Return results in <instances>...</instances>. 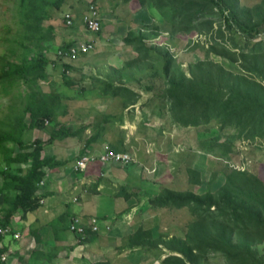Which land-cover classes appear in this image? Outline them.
<instances>
[{
	"label": "rangeland",
	"instance_id": "1",
	"mask_svg": "<svg viewBox=\"0 0 264 264\" xmlns=\"http://www.w3.org/2000/svg\"><path fill=\"white\" fill-rule=\"evenodd\" d=\"M262 1L230 0L242 7H254ZM90 5L98 12L97 31H88L82 20ZM261 10L241 11L237 20L258 30L259 47L264 52V4ZM66 13L71 16L70 24L65 21ZM229 15L214 0H0V55L10 66L16 63L13 69L18 70L10 85L0 84V119L16 129L12 141L0 146V214L11 209L17 195L2 171L25 174L30 167L14 161L18 151L26 149L18 141L31 143L51 133L69 134L68 128L78 130L79 137L85 139V128L93 123L113 128L115 118L125 113L123 102L127 100H138L139 111L129 108L128 119L140 130V139L148 140L147 134H152L151 127L155 126L148 121L145 126L139 117L144 113L161 114L158 111L169 101L168 75H188L194 63L206 60L235 73H245L238 62L214 52L225 49L238 55L240 51L259 49L255 41L247 40L234 26L226 24L225 17ZM90 40L94 47L87 53L74 58L58 53ZM39 59L43 61L40 66ZM165 67L169 69L167 76ZM135 92L139 93L137 97ZM107 94L120 96L112 99ZM142 96L144 99H140ZM120 98L122 102H118ZM111 101L115 105L108 110L105 104ZM145 106L148 110L141 109ZM19 116L25 124L21 132ZM2 127L8 129L7 125ZM236 130L234 126L220 128L216 118L192 126L184 144L192 167L199 163L196 154L207 153L206 161H201V172L190 173L191 184L186 182V172H177L174 181L165 178L167 182L161 181L157 188L151 185L152 178L130 181L133 186L128 185V190L109 189L111 202L98 197L101 206L92 213L106 220L109 229L88 233L83 239L69 232L71 217L65 212L58 211L49 218L34 207L23 218L22 209L17 208L10 227L19 232V238L3 240L6 250L2 254L6 259L1 260L2 264H263L264 222L251 230L259 242L251 250L230 256L212 242L209 244L206 237L209 231L215 232L210 224L215 221L229 222L237 231L241 225L230 221L231 209L221 213L207 203L166 199L163 192L169 189L217 195L233 170L247 171L264 183V135L249 139V148H243L238 146L241 141L234 134ZM180 138L182 132H176L171 139ZM118 139L116 133L115 141ZM186 156L185 153V161ZM95 190L92 187L88 194ZM119 191L141 197L125 202ZM69 195H76H72V188ZM74 197L68 203L80 201L79 196ZM88 206L94 207L95 203L90 201ZM73 216L85 221L92 217ZM139 229L149 231L153 240L149 245L130 247L129 238Z\"/></svg>",
	"mask_w": 264,
	"mask_h": 264
},
{
	"label": "trees",
	"instance_id": "2",
	"mask_svg": "<svg viewBox=\"0 0 264 264\" xmlns=\"http://www.w3.org/2000/svg\"><path fill=\"white\" fill-rule=\"evenodd\" d=\"M214 2L222 10L229 11L230 15L225 17L226 24L234 26L247 40L255 41L259 49L240 51L238 55L225 49H214L215 53L238 62L245 73H235L211 60L194 63L188 75L182 73L177 76L175 72L168 75L169 69L165 67V74L170 76L171 82L167 91L171 115L174 121L185 126L204 125L211 118H216L220 128L225 126L237 128L238 138L249 140L262 137L264 135V52L259 47L258 30L249 29L243 21L237 20V16L241 11H262L264 0L254 7H242L237 3H231L230 0H214ZM5 60L4 55H0V84L10 85V81L18 76V70L13 69L17 64L10 66ZM38 62L39 66L43 63L40 59ZM18 120L21 132L25 124L22 123V117L19 116ZM3 125H7L8 129H3ZM36 125L42 127L43 124L36 123ZM15 131L11 123L0 119V146L7 140L12 141L11 136L16 133ZM18 142L32 149L17 153L14 161H29L30 168L26 174H13L9 169L2 171V176L5 180H9L17 191L11 209L6 214H0V226L3 227L11 224V216L17 208L22 209V217L25 218L28 211L39 205L36 190L44 176L42 167L46 162V159L40 158L41 140L35 139L31 143ZM192 171L196 172L195 174L199 172L194 169L188 170L189 178ZM163 192L166 199L187 198L198 204L207 203L208 206H215L221 213L227 208L231 209L230 221L241 225L237 231L229 226V222L215 221L210 223L215 232L209 231L206 237L209 244L212 242L225 254L231 256L232 253L239 254L243 250H251L252 246L259 242V238H255L251 230L255 224L264 222V183L255 175L244 170L231 171L217 195L206 193L202 196L192 191L183 193L169 189H164ZM139 236H143L144 239L141 241ZM152 240L149 231L139 229L129 238V245L130 247L149 245ZM4 250L6 247L0 249V254ZM0 263L2 264L3 261L0 260Z\"/></svg>",
	"mask_w": 264,
	"mask_h": 264
},
{
	"label": "crops",
	"instance_id": "3",
	"mask_svg": "<svg viewBox=\"0 0 264 264\" xmlns=\"http://www.w3.org/2000/svg\"><path fill=\"white\" fill-rule=\"evenodd\" d=\"M124 65L126 66V63H124ZM126 88L133 90L129 85H126ZM138 92L140 93V91ZM138 92H135V97L138 96ZM107 95L112 99L120 96L115 94ZM140 99H144V97L142 96ZM101 102L102 101H100V103ZM118 102H122V98H120ZM137 103L138 100H133L132 102L127 100L123 102L125 113L122 116L115 118V126L113 128L104 126L101 122H98V124L93 123L92 127H86L85 139L79 137L78 130L76 131L70 128H68L69 134L51 133L48 138L44 140L40 139V158L46 159V162L42 167L44 176L37 186L36 195L39 198V203H42L38 205V208L46 213L45 217L50 216L49 218H51V216L57 214L58 211L65 212L68 214V217L78 214L81 215V217H93L94 210H97V208L101 206L98 197L106 198L111 202V196L113 195L109 189L116 188L118 190L123 188L128 190V185L131 187L133 186L130 181L139 180L144 182L145 180L152 178L154 179V182L150 181L152 182L151 185H154L157 188L161 181L167 182L165 181V178L174 181V174L177 172H186V182L191 184L188 170L194 169L201 172V161L203 160V163L206 161L205 154L207 152L205 151L201 152V154H196V159L199 160V163H196V165L192 167L189 150L184 152V144L187 139L188 130L192 126H185L174 121L169 109V101H167L166 105L163 104V108L165 107L164 109L162 108V110L158 111L161 113L160 115L152 114L148 116L147 113H144L139 117L145 126L147 124L145 121L151 122L155 126L151 127L152 134H147L148 140L140 139V130L135 124L131 125L132 122L128 119L127 110L129 108H134L139 111L140 107ZM113 105H115L114 101L108 102L105 104V108L109 110ZM141 109L148 110L147 106L142 107ZM237 131L238 130L234 133L236 134V137ZM115 132L119 135L118 141H115ZM176 132H182V138L172 140V135ZM150 135L152 136V139H149ZM128 136H131L129 137V142H127ZM147 136L145 135L146 138ZM238 139L241 141L238 143V146L249 148L248 139ZM256 139L260 138L258 137ZM29 142L30 141L26 143ZM242 142L246 143V146L241 145ZM135 143L138 147L135 146ZM179 143L183 146H179ZM108 146L117 151L128 153L132 157L131 161L135 164L127 163L126 165L94 160L88 162L87 167L83 170L74 169L75 161H73V157L75 155L82 156L84 154H99ZM216 147H220V145H217ZM119 148L126 149L128 152ZM31 149V147L24 148L23 150L18 151V153L24 151L27 152ZM231 149L233 152V146ZM185 153L187 154L186 161ZM27 163L30 165L29 161L16 162L18 165ZM92 187H95L96 190L90 195L88 192ZM71 188L72 195L76 194L75 197L69 195V190ZM121 191H119L121 194L120 196L123 197L125 202H132L133 200L137 201L135 198L138 199L141 197L140 195H135L133 192H127V194H125ZM77 196H79L80 201L76 203H68L67 200L71 201L73 200V197L74 199H77ZM64 199L66 200L64 201ZM90 201L95 203L94 207L90 206L91 208H89L88 204ZM104 210L106 212L109 211L108 208H104ZM29 212L30 211H28V213ZM110 213H112V211ZM8 238L11 239L10 237ZM91 241H94V239Z\"/></svg>",
	"mask_w": 264,
	"mask_h": 264
},
{
	"label": "built area",
	"instance_id": "4",
	"mask_svg": "<svg viewBox=\"0 0 264 264\" xmlns=\"http://www.w3.org/2000/svg\"><path fill=\"white\" fill-rule=\"evenodd\" d=\"M67 24L72 22L69 13L64 15ZM85 28L88 31H97L100 27V21L98 17V12L94 6L90 5L82 17ZM94 47V41H83L76 45H71L67 49H61L58 51L60 55H66L68 57L74 58L77 55L84 54L92 50ZM98 160L100 162H115L121 164H127L131 161V156L123 151H117L113 148L106 147L99 154H84L77 158L74 169L83 170L87 167V163L90 161ZM69 232L74 234L75 237L83 239L88 233H96L101 230L109 229V224L106 220L99 219L98 217H90L87 221L84 219L73 216L69 221L68 226ZM0 249L4 248V238L10 237L12 240H17L19 238V232L14 231L10 225L0 226ZM6 255L0 254V260H5Z\"/></svg>",
	"mask_w": 264,
	"mask_h": 264
}]
</instances>
